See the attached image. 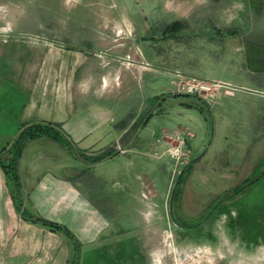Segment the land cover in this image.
Masks as SVG:
<instances>
[{
    "label": "crops",
    "instance_id": "crops-1",
    "mask_svg": "<svg viewBox=\"0 0 264 264\" xmlns=\"http://www.w3.org/2000/svg\"><path fill=\"white\" fill-rule=\"evenodd\" d=\"M95 3L99 8L91 44L82 47L65 44L64 32L37 30V18L24 15L23 0H0V132L49 122L69 141L66 146L39 136L24 143L15 198L0 168V264H71L76 259L102 261L113 252L129 255L135 230L147 231V217L156 210L150 197H157L153 182L146 170L132 167V149L122 141L133 125V117H125L142 110L145 94L137 86L149 87L161 75L179 71L162 61H154L152 72L144 68L140 62L150 58L139 44L142 37L124 35L122 23L128 19L110 13L104 19L106 5L102 0ZM161 3L175 11L174 19L161 25V38L168 41L176 35L167 31L184 28L179 21L188 14L182 0ZM241 5L238 2L237 12L243 22ZM204 13L226 18L221 3L194 0V20ZM237 37L233 30L227 34ZM146 98L149 102L150 96ZM172 142L164 141L161 154ZM22 214L63 226L72 237ZM121 214L130 222L120 223Z\"/></svg>",
    "mask_w": 264,
    "mask_h": 264
},
{
    "label": "rangeland",
    "instance_id": "rangeland-1",
    "mask_svg": "<svg viewBox=\"0 0 264 264\" xmlns=\"http://www.w3.org/2000/svg\"><path fill=\"white\" fill-rule=\"evenodd\" d=\"M23 1L24 15L37 18V30L64 32L65 44L90 46L99 8L95 0ZM102 1L104 19L105 13L124 16L128 20L122 33L142 37L139 44L150 58L140 62L144 68L152 72L154 61H162L181 75L228 83L231 94L219 95L208 105L193 96L169 95L176 79L170 72L149 87L137 86L145 100L140 112L125 117H133V125L122 141L132 149V167L146 170L153 182L157 197H150L156 210L147 217V231L135 230L129 255L113 252L102 261L75 263L264 264V65L246 61L241 45L249 8L257 11L258 0H211L223 5L225 20L216 13L194 20V0H182L188 14L179 21L184 28L167 31L179 42L161 38V25L175 14L162 0ZM238 2L243 4V22ZM110 28L116 29L114 24ZM230 30L238 33L237 39L227 38ZM166 42L172 43L160 52ZM17 133L0 132V149ZM166 139L173 145L184 141L178 159L161 154ZM235 187L241 189L223 198ZM145 194H139L144 201ZM124 216L119 222H130Z\"/></svg>",
    "mask_w": 264,
    "mask_h": 264
},
{
    "label": "trees",
    "instance_id": "trees-1",
    "mask_svg": "<svg viewBox=\"0 0 264 264\" xmlns=\"http://www.w3.org/2000/svg\"><path fill=\"white\" fill-rule=\"evenodd\" d=\"M175 24V22H174ZM173 25V24H172ZM39 136H48L51 137L53 139H56L60 142H62L63 144H65L66 146L69 145V141L67 140V138L64 136V134L59 130V128L54 125L51 124L49 122H39V123H33V124H29L26 126H22L18 133L16 134V136L12 139V141L6 146L3 147L2 149H0V168L2 169L4 176L6 178V182L8 183V185L10 186L12 193H13V197L15 198V193L18 187V179H17V160L20 154V151L24 145V143L29 140V139H33L35 137H39ZM101 155L100 156H96L94 158H91L90 161H97L99 159H101ZM86 159L87 158H83ZM253 180H250L247 183L252 182ZM241 188H233L231 193H228L226 195H223V198H226L230 195H232L233 193H235L236 191H239ZM22 217L26 220L35 222V223H39L51 230H60L63 233H65L67 236H71V234L69 233V231L63 227L60 226L54 222H50L47 221L45 219L39 218L37 216H27V215H23ZM73 239V238H72ZM75 260H72L71 264H74Z\"/></svg>",
    "mask_w": 264,
    "mask_h": 264
},
{
    "label": "built area",
    "instance_id": "built-area-1",
    "mask_svg": "<svg viewBox=\"0 0 264 264\" xmlns=\"http://www.w3.org/2000/svg\"><path fill=\"white\" fill-rule=\"evenodd\" d=\"M127 62V61H125ZM128 63V62H127ZM126 63V64H127ZM175 81L171 80L172 87L168 90L169 95H189L208 105L219 95L231 94L230 85L221 81L207 80L200 77L184 76L175 72ZM176 144L169 147L167 153L171 158L178 159L184 141L175 140Z\"/></svg>",
    "mask_w": 264,
    "mask_h": 264
},
{
    "label": "water",
    "instance_id": "water-1",
    "mask_svg": "<svg viewBox=\"0 0 264 264\" xmlns=\"http://www.w3.org/2000/svg\"><path fill=\"white\" fill-rule=\"evenodd\" d=\"M258 11L249 8V28L241 36L243 52L246 51L247 44L264 47V0H258ZM257 62L264 64V57L256 59Z\"/></svg>",
    "mask_w": 264,
    "mask_h": 264
},
{
    "label": "flooded vegetation",
    "instance_id": "flooded-vegetation-1",
    "mask_svg": "<svg viewBox=\"0 0 264 264\" xmlns=\"http://www.w3.org/2000/svg\"><path fill=\"white\" fill-rule=\"evenodd\" d=\"M259 2V1H258ZM258 11V8H257ZM259 57H264V47L252 45V44H247L246 51H245V60H253L255 62L257 58ZM259 63V62H257ZM261 64V63H259ZM264 65V64H262Z\"/></svg>",
    "mask_w": 264,
    "mask_h": 264
}]
</instances>
